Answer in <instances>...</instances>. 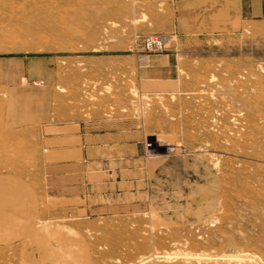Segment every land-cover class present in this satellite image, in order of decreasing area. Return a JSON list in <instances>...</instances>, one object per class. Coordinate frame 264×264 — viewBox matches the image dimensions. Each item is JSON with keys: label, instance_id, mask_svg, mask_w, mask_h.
<instances>
[{"label": "rangeland", "instance_id": "rangeland-1", "mask_svg": "<svg viewBox=\"0 0 264 264\" xmlns=\"http://www.w3.org/2000/svg\"><path fill=\"white\" fill-rule=\"evenodd\" d=\"M17 88L45 90L69 132H135L147 198L56 192L76 182L49 179L44 126L10 122ZM0 174L36 201L4 199L0 177V264H82L55 254L54 224L88 264H264V27L181 33L154 0H0Z\"/></svg>", "mask_w": 264, "mask_h": 264}, {"label": "crops", "instance_id": "crops-1", "mask_svg": "<svg viewBox=\"0 0 264 264\" xmlns=\"http://www.w3.org/2000/svg\"><path fill=\"white\" fill-rule=\"evenodd\" d=\"M167 6L171 14V24L177 32L191 33L198 30L207 32L245 31L264 27V0H154ZM17 88L12 91L10 102V122L16 127L28 125L44 126L40 134L44 152L48 160L44 170L54 173L49 176L52 182L72 181L70 186H56V192H70L71 196L83 199L97 209L114 208L120 200L128 206L137 205V198H147L151 189V179L145 170L140 171V147L135 132L122 131L119 128L90 132L83 122L76 132H69L64 123L53 122L50 117L48 96L45 90ZM47 126V127H45ZM0 177L7 187L4 190L6 200H34L24 193L19 185L11 184L3 174ZM93 180H91V179ZM90 180L92 183H90ZM35 204L36 201L34 200ZM16 210L34 209L15 206ZM43 235L50 241L63 240V246L52 247L55 254L59 250L70 248L76 251L82 264H88L89 258L81 243L71 240L53 225L50 230L42 229ZM84 260V263L82 261Z\"/></svg>", "mask_w": 264, "mask_h": 264}, {"label": "built area", "instance_id": "built-area-1", "mask_svg": "<svg viewBox=\"0 0 264 264\" xmlns=\"http://www.w3.org/2000/svg\"><path fill=\"white\" fill-rule=\"evenodd\" d=\"M165 38L160 35H148L143 38V47L147 50H159L164 45Z\"/></svg>", "mask_w": 264, "mask_h": 264}, {"label": "bare ground", "instance_id": "bare-ground-1", "mask_svg": "<svg viewBox=\"0 0 264 264\" xmlns=\"http://www.w3.org/2000/svg\"><path fill=\"white\" fill-rule=\"evenodd\" d=\"M161 257H163V258H165V259H168V255H162ZM162 258V259H163ZM151 259H148V261H150ZM235 261L234 262H236V263H241L242 262V260H243V258L242 257H235V259H234Z\"/></svg>", "mask_w": 264, "mask_h": 264}]
</instances>
